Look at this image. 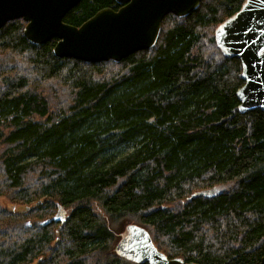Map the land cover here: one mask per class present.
<instances>
[{
    "label": "trees",
    "instance_id": "obj_1",
    "mask_svg": "<svg viewBox=\"0 0 264 264\" xmlns=\"http://www.w3.org/2000/svg\"><path fill=\"white\" fill-rule=\"evenodd\" d=\"M242 2L168 13L152 47L119 61L58 57L22 18L0 28V195L28 207L0 205V264H148L112 251L107 218L143 226L168 257L259 263L264 111H239L241 63L214 34ZM104 7L119 5L80 0L63 20Z\"/></svg>",
    "mask_w": 264,
    "mask_h": 264
},
{
    "label": "water",
    "instance_id": "obj_2",
    "mask_svg": "<svg viewBox=\"0 0 264 264\" xmlns=\"http://www.w3.org/2000/svg\"><path fill=\"white\" fill-rule=\"evenodd\" d=\"M79 1L0 0V28L9 20L22 18L27 40L43 44L56 39L53 53L58 57L119 61L152 47L165 15L183 17L196 9L201 0H115L119 5L116 9L104 7L78 26L66 23L65 14ZM214 34L222 53L237 57L241 63L243 84L236 91L239 111H264V0H243L234 14L217 25ZM210 191L192 195H210ZM52 219H65L62 205ZM115 251L129 260L148 264H198L166 256L155 246L147 229L136 223L125 225ZM258 264H264V256Z\"/></svg>",
    "mask_w": 264,
    "mask_h": 264
},
{
    "label": "rangeland",
    "instance_id": "obj_3",
    "mask_svg": "<svg viewBox=\"0 0 264 264\" xmlns=\"http://www.w3.org/2000/svg\"><path fill=\"white\" fill-rule=\"evenodd\" d=\"M231 184H224V185H217V186H215L213 189H212V191H210L211 192V194L212 193H214V192H216V191H219V190H221V189H226V188H229V186H230ZM0 205L1 206H3V207H6V208H11V209H15V210H17V211H24L25 209L27 210L28 209V207H26V204L25 205H13V203H11V201L7 198V197H5V196H3V195H0ZM31 205H35V203H33V204H31ZM57 210H58V207H57V209H56V211L53 213V215L52 216H54L55 214H56V212H57ZM66 212V211H65ZM32 217V219L34 218V216H31ZM35 219V218H34ZM108 220V221H107ZM37 224H40L41 223V221L42 220H40V218L38 219H35L34 220ZM59 221V220H58ZM105 221H107L108 223H109V228H110V230H111V232L114 234V236H115V239H114V242H113V245H112V251L114 252V247H115V245H116V241L118 240V237H119V234H120V232L124 229V226L127 224V223H129V222H131L132 220H129V221H125V222H120V223H115V222H112L111 220H109V218H107ZM62 222V221H61ZM60 222V223H61ZM133 222V221H132ZM131 222V223H132Z\"/></svg>",
    "mask_w": 264,
    "mask_h": 264
}]
</instances>
